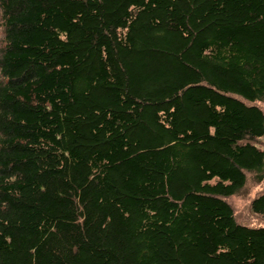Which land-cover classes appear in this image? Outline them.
<instances>
[{
	"label": "trees",
	"instance_id": "16d2710c",
	"mask_svg": "<svg viewBox=\"0 0 264 264\" xmlns=\"http://www.w3.org/2000/svg\"><path fill=\"white\" fill-rule=\"evenodd\" d=\"M264 0H0V264H264Z\"/></svg>",
	"mask_w": 264,
	"mask_h": 264
},
{
	"label": "rangeland",
	"instance_id": "374dc122",
	"mask_svg": "<svg viewBox=\"0 0 264 264\" xmlns=\"http://www.w3.org/2000/svg\"><path fill=\"white\" fill-rule=\"evenodd\" d=\"M264 106V102L261 101ZM259 145L264 147V137L258 140ZM264 188V179L257 180L251 173L248 175L247 184L239 192L227 197L235 209L239 221L259 222V217L250 210V201L258 192Z\"/></svg>",
	"mask_w": 264,
	"mask_h": 264
}]
</instances>
